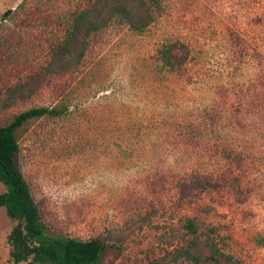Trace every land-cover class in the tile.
<instances>
[{
	"label": "rangeland",
	"instance_id": "rangeland-1",
	"mask_svg": "<svg viewBox=\"0 0 264 264\" xmlns=\"http://www.w3.org/2000/svg\"><path fill=\"white\" fill-rule=\"evenodd\" d=\"M94 1L0 0V126L64 109L17 131L43 221L102 239L99 264H264V0H143V31L112 20L57 54ZM15 225L0 206V264H30Z\"/></svg>",
	"mask_w": 264,
	"mask_h": 264
},
{
	"label": "trees",
	"instance_id": "trees-1",
	"mask_svg": "<svg viewBox=\"0 0 264 264\" xmlns=\"http://www.w3.org/2000/svg\"><path fill=\"white\" fill-rule=\"evenodd\" d=\"M96 0L78 9L68 18L67 44L57 50L71 53V44L79 32L87 35L107 25L112 20L126 23L135 31H143L148 24L144 16L136 12L133 5L145 4L143 0ZM133 4V5H132ZM176 44L164 47L161 60L167 67L181 63L174 52ZM64 112L59 107H32L17 114L14 119L0 126V181L6 191L0 193V206L6 208L8 216L16 221L8 235L10 257L15 263L30 264H99L107 248L100 238L82 240L51 230L43 221L31 188L20 168L18 157L20 145L17 131L29 120L46 115L58 116ZM189 228L196 225L188 221ZM149 264H162L152 261Z\"/></svg>",
	"mask_w": 264,
	"mask_h": 264
}]
</instances>
